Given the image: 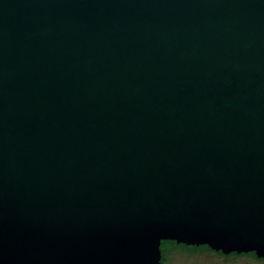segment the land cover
I'll return each instance as SVG.
<instances>
[{
  "label": "water",
  "instance_id": "1",
  "mask_svg": "<svg viewBox=\"0 0 264 264\" xmlns=\"http://www.w3.org/2000/svg\"><path fill=\"white\" fill-rule=\"evenodd\" d=\"M264 258V0H0V264Z\"/></svg>",
  "mask_w": 264,
  "mask_h": 264
},
{
  "label": "rangeland",
  "instance_id": "2",
  "mask_svg": "<svg viewBox=\"0 0 264 264\" xmlns=\"http://www.w3.org/2000/svg\"><path fill=\"white\" fill-rule=\"evenodd\" d=\"M164 264H264L249 257H226L207 249L188 251L175 248Z\"/></svg>",
  "mask_w": 264,
  "mask_h": 264
},
{
  "label": "trees",
  "instance_id": "3",
  "mask_svg": "<svg viewBox=\"0 0 264 264\" xmlns=\"http://www.w3.org/2000/svg\"><path fill=\"white\" fill-rule=\"evenodd\" d=\"M178 247L184 248V249H186L188 251H194V250H197V249H207V250H210L212 252H215L216 254H221V255L226 256V257H242V256H244V257L252 258V259L257 260V261H264V258H258L254 252L241 253V254L231 253L229 255H225L222 252H216V251L210 249L206 245H201V246H187V245H184V244H180L179 245L175 241L166 240V241H163L162 242L163 263H165L167 261L169 254L172 253L174 251V249L175 248H178Z\"/></svg>",
  "mask_w": 264,
  "mask_h": 264
},
{
  "label": "flooded vegetation",
  "instance_id": "4",
  "mask_svg": "<svg viewBox=\"0 0 264 264\" xmlns=\"http://www.w3.org/2000/svg\"><path fill=\"white\" fill-rule=\"evenodd\" d=\"M178 244V243H177ZM180 245V244H179ZM164 264V263H163Z\"/></svg>",
  "mask_w": 264,
  "mask_h": 264
}]
</instances>
